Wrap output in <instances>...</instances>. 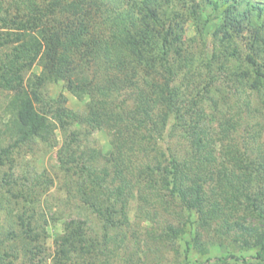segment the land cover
I'll list each match as a JSON object with an SVG mask.
<instances>
[{"label": "trees", "instance_id": "16d2710c", "mask_svg": "<svg viewBox=\"0 0 264 264\" xmlns=\"http://www.w3.org/2000/svg\"><path fill=\"white\" fill-rule=\"evenodd\" d=\"M221 73L237 93L257 92L243 111L264 119V0H0V264L46 258L42 197L54 179L31 161L53 150L59 205L77 215L53 216L63 227L52 264L130 260L133 203L138 220L163 218L149 249L178 247L194 226L188 252L214 231L241 244L200 264H264V133L241 134L244 112H229ZM58 82L86 110L54 96ZM98 131L107 152L90 141Z\"/></svg>", "mask_w": 264, "mask_h": 264}, {"label": "rangeland", "instance_id": "374dc122", "mask_svg": "<svg viewBox=\"0 0 264 264\" xmlns=\"http://www.w3.org/2000/svg\"><path fill=\"white\" fill-rule=\"evenodd\" d=\"M212 7L210 5H205L204 11L206 14H208L211 11ZM218 20H213L207 22V32L209 36V41L211 40V33L217 26ZM195 33L194 25L189 22L187 24V35L192 36ZM209 52L212 49L211 43H209ZM231 65H233V61L230 62ZM35 72L39 73L41 71V67L39 65H35L34 69ZM220 81L219 84L222 85V87H228L229 88V98H228V107H229V112H236L239 111L241 114L244 112L245 108V103L248 100H251L252 102V107H254L257 104V99L258 95L257 92H251L246 89V91H243L242 94H239L236 92L235 88L232 87L233 83L228 79L229 75L226 73H221L220 74ZM51 90L52 94L54 96L59 95L61 92L64 93V95L68 98L67 100V105L70 108H73L75 110H86V106L83 102L78 100L69 90L64 88V83L63 82H58L53 85H51ZM239 114V113H238ZM239 114V117L241 116ZM244 120L243 124L241 123V130L243 132L241 134L244 135V130H250V132H254L255 130L261 131L264 133V119L262 118V115L260 113H257V115H251L247 117L245 115V112L243 113ZM246 116V117H245ZM263 124V126H261ZM244 128V129H243ZM246 128V129H245ZM59 133V139L62 142V133L58 131ZM168 140H170V136H168ZM182 142L181 145H178V151L180 155H184L186 153V147L185 145V139L181 137ZM167 139L164 140H159V145L164 146V148H167L168 141ZM90 141L95 143L96 146H99L102 148L103 152H107L110 149V143H109V138L107 134H105L102 131L95 132L92 137H90ZM175 142V141H174ZM177 145V143H176ZM52 155H56V151H50L47 153H42L36 157V159H33L31 161L32 156L28 155V159L31 161V165H34L37 169H39L42 173H44L46 176L52 177L54 179V185L52 188L42 197L43 200V209L41 208L42 212L45 213L47 219H48V229H49V234L50 237L47 239V250L46 253L43 254L44 259L43 264H52V254L55 249L54 245V240H53V235L57 232L62 230L63 227V219H58V220H53V216H57L56 212L58 209H61L62 206L59 205V200L63 196H65V189L63 190L60 186L62 184V176L60 177V172L56 169L57 163L55 156L52 157ZM55 166V167H54ZM137 167V166H136ZM137 170V168H135ZM136 203H133L134 209L131 210L130 212V222L131 226L127 227L130 230V235L128 238V251L130 252V257H128L130 260L128 261H122L120 260L118 264H155V261H164L166 264H172L176 259L177 256L181 258L188 256V261L192 262L193 264H200L203 262L207 257L209 256H225L228 255L231 251H233L237 246L238 248L241 247L240 243H235V241H230V239L227 237V235H220L217 232H211V233H205L203 235L202 242L199 244H196L192 250L189 252L187 251V240H190L193 236L191 233V230H194V226L190 227L188 233L185 234V237L178 239V247H173L170 245L163 244L164 241L159 240L158 243L154 246L153 248L149 249L152 245V239L149 236H152V233H148L147 231H152L153 229L155 231L160 229V225L163 223V218L160 216L156 215V218L154 220L150 221H144V220H138L137 215V209H136ZM52 208V209H51ZM51 209V210H50ZM62 212L66 213L65 216L68 218L69 214L68 212L73 211V215H77V209L76 207H70L68 210H63L61 209ZM59 216V215H58ZM137 217V218H136ZM197 213H194L193 219L196 220ZM92 220H94V217H92ZM139 221V222H138ZM94 223H97V220H94ZM214 226L217 228L219 227L218 223H214ZM137 230V234H134V231ZM135 236H141V240H145L146 242L139 244L140 241L139 239L136 238ZM233 236V235H231ZM138 239V240H137ZM151 242V244L148 245V243ZM201 245H204L207 249L206 253H201ZM156 249H158L160 252H156ZM241 251V249H238ZM156 252V253H155ZM188 252V253H187ZM255 250H250V251H241L240 254L245 255V256H250L255 254ZM145 253H147L145 255ZM127 255L129 253H126ZM163 255V256H162ZM142 258L141 261H139V258ZM257 261V260H253ZM231 262H235L234 260H231ZM241 264V263H239Z\"/></svg>", "mask_w": 264, "mask_h": 264}]
</instances>
